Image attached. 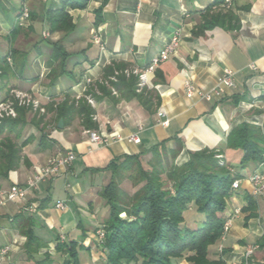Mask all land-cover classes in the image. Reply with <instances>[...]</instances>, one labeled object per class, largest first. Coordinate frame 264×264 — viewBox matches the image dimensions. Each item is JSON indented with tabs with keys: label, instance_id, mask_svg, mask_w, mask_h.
Listing matches in <instances>:
<instances>
[{
	"label": "crops",
	"instance_id": "1",
	"mask_svg": "<svg viewBox=\"0 0 264 264\" xmlns=\"http://www.w3.org/2000/svg\"><path fill=\"white\" fill-rule=\"evenodd\" d=\"M223 2L88 0L85 8H68L75 29L64 33L52 32L46 18L48 9L59 5L60 0H0V101L13 89L34 92L44 103L47 97L61 102L67 95L82 98L89 94L95 100L92 106L97 123V128L86 129L80 116L75 115L67 124L63 120V128L58 127L61 118L54 127L56 112L51 111L43 131L31 124L25 127H33L22 134L23 140L31 138L23 148L27 163H21L9 177H0L1 189L25 186L55 155L73 150L76 158L63 176L27 188L22 198L6 200L0 194V264H33L25 254L26 237L14 221L21 213L34 218L35 233L49 243V248L42 251L49 250L59 258L57 264L65 258L55 252L61 235L66 236L64 242L76 243L72 264H108L107 252L95 232L107 220L109 207L105 206L107 214L102 211L103 216H99V207H93L91 201L88 211L95 222L84 223L82 212L89 197L83 198L77 179L87 173L97 174L102 179L99 194L109 175L105 168L114 159L140 154L164 141L172 149L181 144L175 159L178 165L188 161L190 152L207 148L219 151L225 165L242 176L240 187L227 198L225 218L233 215L232 227L224 238L208 247V258L240 264L246 248L258 244L251 264H264V195H254L248 179L260 163L242 164L243 151L227 145L229 133L243 122L258 124L264 132V0H233L228 8L222 6ZM24 4L31 15L20 24ZM215 14L227 18L204 28L205 20ZM176 31L181 32V44L169 59L148 73L144 86L157 96L158 105L153 110L128 91L113 87L110 95L100 93L98 83H103L108 65L145 69ZM226 68L233 71L234 87L224 88L210 100L185 91L186 80L199 90H211ZM87 130L139 134L141 142L95 145ZM43 134L47 148L40 143ZM52 194L58 195L55 201ZM59 200L67 201L66 210L55 206ZM184 218L185 226L197 228L205 215L191 204ZM5 247H9L7 253L2 252ZM178 264L189 262L183 258Z\"/></svg>",
	"mask_w": 264,
	"mask_h": 264
},
{
	"label": "trees",
	"instance_id": "2",
	"mask_svg": "<svg viewBox=\"0 0 264 264\" xmlns=\"http://www.w3.org/2000/svg\"><path fill=\"white\" fill-rule=\"evenodd\" d=\"M87 3L88 0H60L59 5L50 7L46 18L51 31L72 32L75 23L68 8H85ZM225 18L227 15L209 16L203 27L219 25ZM126 68L129 67L124 64L108 65L103 83H98L100 93L110 95L113 87L124 93L128 91L153 110L158 105L155 91L146 87L140 89L139 77L127 75L124 72ZM113 75H116V80H112ZM52 102L46 105L45 114H29L33 112L31 108L17 106V117H6L1 121L0 177H9L21 163H27L23 148L31 138L21 142L22 132H14L16 128L31 124L43 131L47 124L46 116L51 111L56 112L57 122L63 118L67 124L78 115L86 129L97 128L93 118L95 108L86 97L67 95L61 102ZM40 143L43 148L49 147L45 134ZM227 145L243 151L242 164L264 162V132L258 124H239L227 136ZM180 146L178 144L176 149H172L164 141L140 154L116 158L105 168L116 169V174L100 191L109 207L102 244L108 264H178L183 258L189 264H226L223 259L210 260L208 247L222 238L227 198L233 193L234 180L242 176L219 163V151L207 148L190 152L188 161L178 165L175 159ZM131 170L138 180L133 182L135 190L129 193L122 183L132 174L125 176L122 173ZM191 204L205 215L204 222L197 228L184 225V212ZM122 213L126 216L122 217ZM14 221L26 237L28 260L33 264H57L52 252L42 251L49 248V243L35 233L34 218L21 213ZM261 245L264 246V236ZM55 252L65 256L60 264H72L76 257V243L58 241Z\"/></svg>",
	"mask_w": 264,
	"mask_h": 264
},
{
	"label": "built area",
	"instance_id": "3",
	"mask_svg": "<svg viewBox=\"0 0 264 264\" xmlns=\"http://www.w3.org/2000/svg\"><path fill=\"white\" fill-rule=\"evenodd\" d=\"M233 0H224L222 6L228 8L232 4ZM30 9L29 7L24 4L21 8V12L19 15V22L20 24L26 23L30 19ZM98 41L100 38L96 37ZM181 44V32L176 31L172 37L168 40L165 44L161 53L155 57L152 62L145 68H126L124 72L127 75L135 74L139 77V88H143L147 81H148V73H152L155 70V67L163 61L169 59L170 55L176 52L177 48ZM252 67H255L252 64ZM118 74V72H116ZM233 71L230 68H226L224 74L219 78L218 84L216 87L212 88L208 91L199 90L192 81L186 80L184 87L185 91L188 95L197 94L200 98L210 100L216 94H220L224 88H231L235 86V80L233 78ZM112 80H116V75H113ZM88 81H90L88 79ZM89 103L92 105L95 104V100L91 95L86 96ZM47 101H53L50 97H47ZM17 106H25L31 108L39 114L46 113V107L44 102L39 96L31 94L28 91L20 90V89H13L11 93V98L6 100H2L0 102V123L6 117H16L17 115ZM163 112H160L162 115ZM96 119V116L93 117ZM167 123V121L163 122ZM89 135L90 141L95 145H109L113 142H121V141H129L134 143H140L141 137L139 134H131L129 136H124L119 132H110L107 134H101L95 130H87ZM220 164L224 165L223 156L221 154L217 155ZM76 158V153L73 150H68L65 153H61L55 155L48 159L46 164L40 166L35 174L29 178L26 182L25 186H20L15 184L11 186L8 190H4L0 188V194L7 200H12L16 197H24L27 188H36L37 185L41 182H46L48 180H54L60 176H63L69 170V167L73 163ZM260 167L255 170L249 177V181L252 184L253 194L256 196L264 195V162H261ZM241 179H236L233 182V188L238 189L240 187ZM55 206L60 210H66L68 208V204L66 200H59L56 202ZM30 211H34V208H30ZM239 210L235 211L237 214ZM233 224V215L229 214L224 221L223 224V233L222 238L229 232ZM105 229L104 227H99L96 229V237L98 243L100 245L103 244L105 239ZM66 240L65 235H61V241L64 242ZM259 247L258 244L249 245L244 254L243 259L240 264H251L253 260V255L255 250ZM9 247H5L2 252L7 253Z\"/></svg>",
	"mask_w": 264,
	"mask_h": 264
},
{
	"label": "rangeland",
	"instance_id": "4",
	"mask_svg": "<svg viewBox=\"0 0 264 264\" xmlns=\"http://www.w3.org/2000/svg\"><path fill=\"white\" fill-rule=\"evenodd\" d=\"M31 94H34L35 95V93L34 92H31V91H29ZM11 93H12V91H11ZM11 93H10V96L8 97V98H11ZM7 98V99H8ZM4 100H6V99H4ZM2 101V100H1ZM0 101V102H1ZM49 102H51V101H48L47 103H44V105H45V107H46V105L49 103ZM54 102H57L58 103V101H55L54 100ZM53 103V102H52ZM20 107H25V106H20ZM32 111L33 112H30L29 114H31V113H33V114H39V112L37 113V111H35V110H33L32 109ZM46 112H47V107H46ZM17 115H18V111H17ZM17 115H16V117H17ZM57 124H58V122L57 123H55L54 124V127H57ZM34 126V125H33ZM33 129V127L30 125L28 128H26L25 129V127H21V128H16L15 130H14V132H17V131H21L22 132V134H23V132H24V134L25 133H29V132H31V130ZM14 134V133H13ZM21 138H23V137H21ZM20 141L22 142L23 141V139H20ZM220 163V162H219ZM221 165H223V164H221ZM224 165H225V163H224ZM119 170V169H118ZM116 169L114 168V169H110V170H108V177H107V183L109 182V180L111 179V177L113 176V174L115 175L116 174ZM122 174H125V176H129V174H132L131 176H129V177H126L127 179H125L124 181H123V183H122V187L125 189V190H127L129 193H132L134 190H135V188L136 187H133V182L135 181V183H136V181L138 180V177H135L134 176V172L131 170V171H123V173ZM101 178L97 175V174H94V175H92V174H90V173H87V174H85L84 176H81L80 178H78L77 179V181H78V183H80V185H81V187H82V189H83V191H84V193L82 194V196H84L83 198H88L89 197V199H88V201L89 202H86V205L84 206L85 207V209L86 210H84L83 212H82V218H83V222L84 223H87V221L92 225L94 222H95V219H92L91 217H90V210L88 211V206L91 204V201H92V203H93V207H95V208H97V207H99V209L98 210H100L99 211V213H98V215L99 216H103V214H102V211H103V213H108V210H107V208L106 207H108L107 206V204H106V201H105V199L100 195V193L99 194H97V191H98V189L100 188V187H102V185H100V183H101ZM106 183V184H107ZM99 185H100V187H99ZM97 194V195H96ZM98 196V197H97ZM57 197H58V195L57 194H52V197H51V199H52V201H55L56 199H57ZM97 197V198H96ZM103 202V204L101 205V206H99V203L98 202ZM106 206V207H105ZM96 213V212H95ZM121 216L122 217H125L126 216V214L125 213H122L121 214ZM91 218V219H90ZM97 219V218H96ZM104 226V224H102L100 227H103ZM60 255V254H59ZM59 259V258H58ZM57 258H56V260H58Z\"/></svg>",
	"mask_w": 264,
	"mask_h": 264
},
{
	"label": "water",
	"instance_id": "5",
	"mask_svg": "<svg viewBox=\"0 0 264 264\" xmlns=\"http://www.w3.org/2000/svg\"><path fill=\"white\" fill-rule=\"evenodd\" d=\"M58 127L63 128V119L62 118L59 120Z\"/></svg>",
	"mask_w": 264,
	"mask_h": 264
}]
</instances>
